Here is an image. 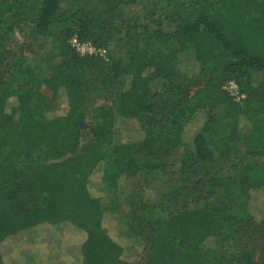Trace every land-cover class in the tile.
<instances>
[{
	"label": "trees",
	"instance_id": "trees-1",
	"mask_svg": "<svg viewBox=\"0 0 264 264\" xmlns=\"http://www.w3.org/2000/svg\"><path fill=\"white\" fill-rule=\"evenodd\" d=\"M134 3L0 0V70L9 32L25 23L38 37L56 26L63 58L46 72L14 64L0 80V264H132L123 237L105 227L108 199L92 192L98 183L149 215L127 226L140 237L147 232L145 264H204L208 258L229 264L221 251L226 230L231 238L256 237L264 261V215L258 221L247 210L251 196L264 192V168L254 160L264 154V85H252L254 74H264V0H197L171 27L146 12V24L134 22L124 33L133 43L125 63L75 52L72 39L113 47L122 35L118 10ZM184 55L191 69L182 67ZM86 74L110 91L109 104L95 107L89 119L80 112L90 88ZM231 80L246 95L242 106L222 90ZM192 87L199 88L190 94ZM61 96L66 111L52 115ZM206 110L202 127L185 142L187 126ZM131 121L141 125L139 140L105 143L120 123ZM241 132L244 159L231 165V174L205 173L191 183L186 175L201 164L230 162ZM178 149L186 183L172 193V200L185 202L178 213L161 208L155 215L145 188L140 197L131 188L119 195L139 175L148 187ZM205 188L221 191L222 201L198 205L193 195ZM235 262L257 264L256 253L242 250Z\"/></svg>",
	"mask_w": 264,
	"mask_h": 264
},
{
	"label": "rangeland",
	"instance_id": "rangeland-1",
	"mask_svg": "<svg viewBox=\"0 0 264 264\" xmlns=\"http://www.w3.org/2000/svg\"><path fill=\"white\" fill-rule=\"evenodd\" d=\"M196 1L197 0H136V3L134 4L122 6L118 10L120 18L118 25L122 33L121 38L117 40L115 45L110 49H98L99 51L97 54L109 61L112 60L125 63L127 60V51L133 44L130 39L124 35L127 31L129 32L128 26L134 22H137L138 24H146L149 21V17H146V12H149L153 13L156 19L163 21L165 26L170 25L169 27H171L174 22L170 21L179 18V14ZM66 7L67 6H63V8ZM31 28V23H25L20 25L19 28L14 29L12 32H9V39L6 44L8 58L3 68L0 70V80L5 74V71L11 69L14 64L20 62H23L29 67H41L45 70L44 72H46L50 65L59 63L63 60L57 51L58 28L53 26L45 37L33 35ZM75 52L82 55V52L87 53V49H84V51L81 52H77L75 50ZM190 58L191 57L187 55L181 56L180 62L182 63L184 61V63H182V67H184V69H191L190 60H188ZM85 78L87 79L90 88L89 91L84 94L80 112L86 119H89L95 107L109 104L110 91L103 89L99 80L95 78L94 75L86 74ZM205 80L206 78L203 75V77L199 79V87L204 84ZM261 84L264 85V74H254L252 76V85L257 86ZM224 85L222 86L223 91ZM199 87H192L190 94L196 91ZM153 90L154 93L159 96L160 91H162L163 88L162 86H158L156 88L154 87ZM242 95H244V97H240L238 100L229 95L228 96L231 98L233 103L242 106L246 100V95L244 93H242ZM66 108V99L64 96H61L55 103L52 115L63 114L66 111ZM216 113L217 111L215 110L212 112V114ZM206 115H208L207 110L204 111L203 114L198 115L195 121L187 126L184 134L185 142H189L192 139V134L202 127ZM141 137V125L137 121H131L122 124L120 123L119 127L105 143L112 147L126 145L132 141L139 140ZM242 138L243 135L241 132L238 140L235 142L237 152L234 156H232L230 162L217 167L201 164L200 167L195 170V174L186 175L188 179L190 178L191 183H193L196 178L204 176L205 173L211 176L216 173H219L222 177L229 176L231 174V165L237 164L244 159V156L242 155ZM182 153L183 150L178 149L171 156L167 157L164 160L163 172L158 176H155L154 179L149 182L148 187H144V178L139 175L132 180L131 186H125L127 188H124L123 194L119 195L122 197H124V195L126 196L128 192H130L131 188L134 192L133 194L140 197L143 192L142 190L145 188L147 191L145 194V200L157 207L155 209V215L161 208L166 209L172 214L178 213L184 207L185 202L183 200H172L171 197L172 193L176 190L184 191L182 187H185L184 185L186 184L183 182L184 177L181 174L180 157L182 156ZM254 160L264 168L263 153L258 155V157ZM136 161H141V156L136 155ZM92 192L94 194L102 192L105 196H107L109 213L105 227L111 236L123 237L122 243L124 246V256L127 261L132 264H145L148 243L144 238H146L147 232L140 237L136 234L129 233L127 226L136 217L145 219L149 215L145 212L137 210L134 206H127L126 204H123L121 199L117 200L114 193L103 186L102 183L96 184ZM139 197H137V200ZM193 199L194 201H198V205L219 204L223 199V193L216 189L205 188L201 190L200 195H193ZM242 207H245L244 203L242 204ZM247 210L256 220L260 221L261 219L262 221L261 217L264 215L263 191H260V193L257 192L256 194L254 193V195L251 196V200L248 201ZM41 227L38 226L35 227V229H39ZM34 231L37 232V230ZM123 235H126L128 239ZM223 235L224 238H222L221 251L224 258L229 261V264H238L235 262V257L242 250H246L248 252L253 251L256 253L257 264L264 263L263 259L259 262V254L257 253L259 252L260 241H257L256 237L242 235L239 238H231L229 230H226ZM204 264H215V261L208 258Z\"/></svg>",
	"mask_w": 264,
	"mask_h": 264
},
{
	"label": "built area",
	"instance_id": "built-area-1",
	"mask_svg": "<svg viewBox=\"0 0 264 264\" xmlns=\"http://www.w3.org/2000/svg\"><path fill=\"white\" fill-rule=\"evenodd\" d=\"M71 46L77 51V52H81L84 51V49H87V53L82 52V55H95L98 53V49H96L95 47H93L90 43H79L76 39H72L71 40ZM224 91L226 94H228L229 96L236 98L237 100L240 97H244V95H242V93L240 92L239 89V85L231 80L228 81L224 87H223Z\"/></svg>",
	"mask_w": 264,
	"mask_h": 264
}]
</instances>
